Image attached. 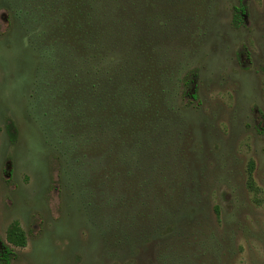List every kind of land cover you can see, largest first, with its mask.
Here are the masks:
<instances>
[{"label": "rangeland", "instance_id": "374dc122", "mask_svg": "<svg viewBox=\"0 0 264 264\" xmlns=\"http://www.w3.org/2000/svg\"><path fill=\"white\" fill-rule=\"evenodd\" d=\"M21 7L0 0V250L14 221L27 240L9 264H264V0H193L194 21L161 32L185 132L111 200L45 131Z\"/></svg>", "mask_w": 264, "mask_h": 264}, {"label": "trees", "instance_id": "16d2710c", "mask_svg": "<svg viewBox=\"0 0 264 264\" xmlns=\"http://www.w3.org/2000/svg\"><path fill=\"white\" fill-rule=\"evenodd\" d=\"M15 2L23 7L21 15L40 55L34 107L45 131L74 154L78 167L91 170L97 196L105 195L99 191L105 187L111 200L130 170L158 176L185 132L173 103L180 68L167 63L158 41L161 32L173 34L194 21L193 0ZM98 166L103 176H95ZM252 169L250 162L251 190ZM26 241L19 223L12 222L7 244L23 248ZM5 254L1 264H9L12 250L6 248Z\"/></svg>", "mask_w": 264, "mask_h": 264}, {"label": "flooded vegetation", "instance_id": "af4514ba", "mask_svg": "<svg viewBox=\"0 0 264 264\" xmlns=\"http://www.w3.org/2000/svg\"><path fill=\"white\" fill-rule=\"evenodd\" d=\"M10 246H11V245H9V244H5V245L3 244V249L0 250V256H1V257L4 256V255H6V254H5V253H6V248L11 249Z\"/></svg>", "mask_w": 264, "mask_h": 264}]
</instances>
